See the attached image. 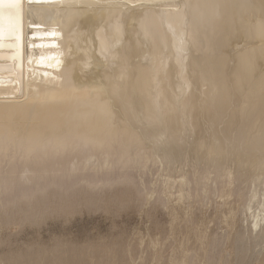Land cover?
Here are the masks:
<instances>
[{
	"label": "bare ground",
	"instance_id": "obj_1",
	"mask_svg": "<svg viewBox=\"0 0 264 264\" xmlns=\"http://www.w3.org/2000/svg\"><path fill=\"white\" fill-rule=\"evenodd\" d=\"M234 38L241 47L231 52ZM184 148L205 164L195 182L204 192L218 189L206 183L208 162L231 158L236 177L264 178V0H20L19 9L0 10V227L78 204L146 200L136 171ZM189 180L177 183L180 196ZM244 236L237 243L245 253ZM251 236L264 240V225ZM211 239L204 258L220 264L222 238ZM56 249L48 264H81L73 249L68 261ZM35 256L30 249L11 264ZM178 258L171 263L196 259Z\"/></svg>",
	"mask_w": 264,
	"mask_h": 264
},
{
	"label": "rangeland",
	"instance_id": "obj_2",
	"mask_svg": "<svg viewBox=\"0 0 264 264\" xmlns=\"http://www.w3.org/2000/svg\"><path fill=\"white\" fill-rule=\"evenodd\" d=\"M238 41V39L234 38L231 45L228 46L230 48H227L232 52L234 48L236 49L241 47V44L238 43ZM182 134L186 136L183 140L184 142L185 140L189 142L192 141L195 136L194 131L191 128L184 129ZM164 142L173 144V139L168 138ZM187 147L188 146H186V149ZM186 149L184 148L180 153L178 152L176 155L174 152H170L169 156H166L164 154H157L155 158L157 156L159 157H157L158 159H155V163L151 161L152 166L150 164V161H148V166L146 165L145 169L146 173L141 172V170V173L139 172V170L136 171V176L140 181V185L147 193V196H149L146 200L142 201L131 199L125 201V204L123 202L115 204L112 200H106L107 202L105 201L104 204L102 202L104 206L101 205L96 207H88L85 204H83L82 206V204H78L76 206L77 209L76 207H74V209H71L72 211L70 210L66 213L52 212L50 214L51 216L48 213L43 217V219L37 221V223L30 221H24L23 223V221L21 222L18 218L16 220L17 223L12 222L13 224L11 223L7 225V227H0V264H11L12 257L14 255L25 254L30 249H34L38 253V256H35L36 263L33 262L32 264H48L51 262L52 255L55 254V252L53 251L56 248V250L60 251L65 256L66 261L70 260L71 256L70 252L66 251V249H73L74 252L78 253L81 256V264H172L171 262H178L182 260L178 257H182L183 259L188 257L189 260V257L191 258L193 255H195L196 258L194 259L195 262L194 260H192L194 264H208V262L206 263L207 259L205 258L207 257L206 255L210 252L214 241H216L214 239L216 238H222L220 240L217 239L219 240V242L222 240L220 242V248L223 251H220L221 254H223L224 259L220 264H223L222 262L224 260L227 261L224 264H264V240L255 241L253 238H251V235H255L256 232L259 231V228L264 225V220H260L261 218H264V178L260 177L261 181L253 183L254 181L251 179H255L254 174H251V177L248 176L249 178L247 177V175L245 177L243 174V177L242 175L236 177L237 173L235 174V172H237L239 166L234 160L231 161V158L221 161L220 164L216 162H213L214 164H212V162H208L207 164L209 165H207V169L210 172H208V174L212 177H207V185L210 186L211 184V187L213 188L217 186L218 189L222 187H228V191H233L231 192V195L229 194L230 192L225 193L227 191V189L225 188V192L224 189L223 191L222 189H220L219 191L217 189V192L214 189L204 192L202 191V184H195V182H197L198 177L200 178V174L202 172L201 169L204 168L205 164H203L204 162L201 159H196V156L192 155L189 150L186 151ZM187 154L190 155L188 156ZM200 166L202 167L199 168ZM214 166L217 168H215ZM234 168H236L235 171ZM147 169L148 171H146ZM230 170H232L231 178L233 174V178L235 177L234 179L230 178L232 181L235 180L233 183L229 179L233 189L230 188L231 185L228 183L229 181L226 182L224 180L226 179L224 174L226 173V171L229 172ZM221 171H223L224 173L222 174ZM177 172L178 175L181 176H178L176 174ZM211 172L213 175L211 174ZM182 173L187 180H189L190 177L192 178L191 181H187L188 184H185V197L180 196L181 188L179 184H177L181 181V179H184ZM164 174H166L167 176ZM161 175H163L164 177ZM260 176L263 175L260 174ZM175 178L179 181H177ZM219 178L222 181L218 180ZM172 182L175 184H173ZM226 183L228 184V186H222V184L225 185ZM161 184H163V186ZM168 184L169 187L171 184V189H168L166 187V185ZM252 184L254 185L253 187ZM194 185L196 186L194 187ZM200 185L202 186V189H199ZM197 186L199 187L198 189ZM236 187H238L239 190L238 188L236 190ZM251 187L252 190L250 189ZM160 188H163L161 189L162 191L160 190ZM165 188H167V191H170H168V193H166L165 191L163 195V191ZM130 190L133 191L131 192ZM128 191L127 197H131L132 195L135 196L136 191L134 189H129ZM194 191L198 192L196 193ZM223 192L224 194L221 195L220 193ZM251 192L252 194L254 193L253 196H251ZM241 194L242 196H240ZM160 195H163L164 198L168 195L165 198L166 206L161 205L159 202H157V197H159ZM107 197L109 196H106L105 198ZM111 197H113V195ZM249 198H251L252 200ZM109 201H112V204ZM109 204L111 205L110 209ZM158 204L161 206H159ZM253 210H255V212H253ZM184 218L192 221H187ZM257 219H259V221L262 223L259 222V224L255 225V221ZM172 220L173 222H171ZM188 222H191L189 223V226ZM190 227L191 229L188 230V228ZM197 235L202 236L197 237ZM242 235H245L244 237L247 236L248 238H250L249 242L251 244V247L249 251L245 253L241 252V250L239 251L240 244L239 242L237 243L238 237ZM212 237L214 240L213 242L211 239ZM199 238L202 239L199 240ZM179 240L181 241L180 244L178 242ZM207 242H209L210 245H207ZM172 243L174 244V246L178 243V247L176 246L173 248ZM236 243L239 245L236 246ZM54 245L57 246L55 247ZM172 249L175 250H173L172 252ZM190 249L192 251L196 250L198 252H189ZM204 250H207L209 252L207 253L206 251V254ZM176 251H178V255ZM162 252L164 253V255L162 254L163 258L161 255ZM204 253L206 255H204ZM181 254L183 255L181 256ZM224 254L226 256H224ZM244 254H246L247 256L245 255L246 257H244ZM168 255L169 258L167 259ZM170 256H173L174 259L171 257L173 261L170 260Z\"/></svg>",
	"mask_w": 264,
	"mask_h": 264
},
{
	"label": "snow or ice",
	"instance_id": "obj_3",
	"mask_svg": "<svg viewBox=\"0 0 264 264\" xmlns=\"http://www.w3.org/2000/svg\"><path fill=\"white\" fill-rule=\"evenodd\" d=\"M20 0H0V10L3 9H19Z\"/></svg>",
	"mask_w": 264,
	"mask_h": 264
}]
</instances>
